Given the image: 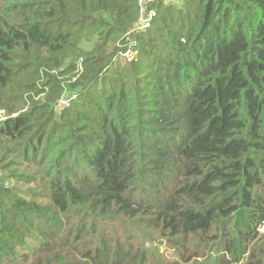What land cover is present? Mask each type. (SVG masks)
<instances>
[{"label":"trees","instance_id":"trees-1","mask_svg":"<svg viewBox=\"0 0 264 264\" xmlns=\"http://www.w3.org/2000/svg\"><path fill=\"white\" fill-rule=\"evenodd\" d=\"M141 2L0 0V264H264V0Z\"/></svg>","mask_w":264,"mask_h":264},{"label":"built area","instance_id":"built-area-1","mask_svg":"<svg viewBox=\"0 0 264 264\" xmlns=\"http://www.w3.org/2000/svg\"><path fill=\"white\" fill-rule=\"evenodd\" d=\"M147 0H142V5H144L146 3ZM155 16V12H149L148 14H146L145 12H143V14L141 15V17L139 18V22L136 25L135 30L137 31H145L147 28H149L151 26V22L153 17ZM124 57H126L129 61H133L134 56H135V51L133 50L132 47H129L125 52H124ZM70 106V100L67 99H62L60 102L59 107L63 108V107H68ZM1 121V118H0ZM8 186V185H7Z\"/></svg>","mask_w":264,"mask_h":264},{"label":"rangeland","instance_id":"rangeland-1","mask_svg":"<svg viewBox=\"0 0 264 264\" xmlns=\"http://www.w3.org/2000/svg\"><path fill=\"white\" fill-rule=\"evenodd\" d=\"M64 99H67V97H65ZM4 112L0 111V118L1 121L4 119ZM1 169V168H0ZM19 186L21 188H23V185H16ZM262 232L264 233V230H262ZM148 245V244H147ZM154 246L156 248V251H158V255L160 257H162L165 262L167 260H174L177 258V254H179L176 249H174L172 246H170L165 240H161V241H155ZM195 262L193 264H199V263H205L207 258H196L194 259Z\"/></svg>","mask_w":264,"mask_h":264}]
</instances>
